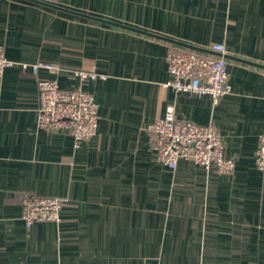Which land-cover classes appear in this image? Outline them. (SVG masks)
I'll list each match as a JSON object with an SVG mask.
<instances>
[{"label": "crops", "instance_id": "obj_1", "mask_svg": "<svg viewBox=\"0 0 264 264\" xmlns=\"http://www.w3.org/2000/svg\"><path fill=\"white\" fill-rule=\"evenodd\" d=\"M213 42L226 48L230 93L213 104L164 85L170 44ZM0 46L57 66L40 76L91 93L99 116L75 149L37 128L32 75L0 76V264H264V0H0ZM167 108L216 126L232 176L154 159L145 126ZM22 192L64 198L60 220L27 228Z\"/></svg>", "mask_w": 264, "mask_h": 264}, {"label": "built area", "instance_id": "obj_2", "mask_svg": "<svg viewBox=\"0 0 264 264\" xmlns=\"http://www.w3.org/2000/svg\"><path fill=\"white\" fill-rule=\"evenodd\" d=\"M60 4L63 0H35ZM194 50L179 43L170 44L166 52L168 79L165 86L175 92H189L207 95L213 104L230 93L228 83L227 51L223 43L213 42ZM17 66L21 73L30 74L36 80L37 105L36 126L45 131L69 134L73 146L78 149L83 142L96 135L98 130V106L91 93L77 86L62 89L54 78L41 77L40 71L57 72L54 64L37 60L35 62L15 61L7 58L0 46V76L10 67ZM72 76L79 80L105 79L103 74L88 70H72ZM145 129L150 136L154 159L162 166L174 170L179 159L193 162L205 170L232 176L234 160L224 153V136L212 123L198 124L178 117L172 108L149 122ZM257 170L264 175V134L257 138L254 152ZM21 218L27 228L38 221L58 222L64 198L22 192L20 195Z\"/></svg>", "mask_w": 264, "mask_h": 264}, {"label": "water", "instance_id": "obj_3", "mask_svg": "<svg viewBox=\"0 0 264 264\" xmlns=\"http://www.w3.org/2000/svg\"><path fill=\"white\" fill-rule=\"evenodd\" d=\"M181 45L186 46V47L191 48V49H194V50L203 51V49L199 48V47H195V46H191V45L183 44V43Z\"/></svg>", "mask_w": 264, "mask_h": 264}]
</instances>
